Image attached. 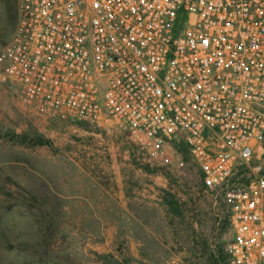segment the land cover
<instances>
[{"label":"built area","instance_id":"built-area-1","mask_svg":"<svg viewBox=\"0 0 264 264\" xmlns=\"http://www.w3.org/2000/svg\"><path fill=\"white\" fill-rule=\"evenodd\" d=\"M0 88L46 120L182 143L225 208L227 264H264V0H19Z\"/></svg>","mask_w":264,"mask_h":264},{"label":"rangeland","instance_id":"rangeland-1","mask_svg":"<svg viewBox=\"0 0 264 264\" xmlns=\"http://www.w3.org/2000/svg\"><path fill=\"white\" fill-rule=\"evenodd\" d=\"M18 6L0 0V49ZM230 237L182 143L155 155L106 123L40 118L0 88V264H224Z\"/></svg>","mask_w":264,"mask_h":264},{"label":"trees","instance_id":"trees-1","mask_svg":"<svg viewBox=\"0 0 264 264\" xmlns=\"http://www.w3.org/2000/svg\"><path fill=\"white\" fill-rule=\"evenodd\" d=\"M13 141H16L18 144H20L22 146L29 147V148L37 147V146H50L51 145L50 144V140H47V139H44V138H41V137L29 138V137H26V136H15L13 138ZM227 222H228V220H227ZM224 264H227V262L224 263Z\"/></svg>","mask_w":264,"mask_h":264},{"label":"crops","instance_id":"crops-1","mask_svg":"<svg viewBox=\"0 0 264 264\" xmlns=\"http://www.w3.org/2000/svg\"><path fill=\"white\" fill-rule=\"evenodd\" d=\"M12 35H13V34H12ZM11 38H12V36H11ZM10 40H11V39H10ZM10 40H9V42H10ZM9 42H8V43H9ZM8 43H7V44H8ZM5 46H6V45H5ZM104 123L109 124V123H107V122H104ZM109 125L111 126V124H109Z\"/></svg>","mask_w":264,"mask_h":264}]
</instances>
